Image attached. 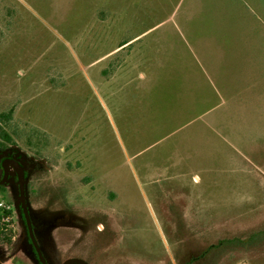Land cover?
<instances>
[{
  "label": "rangeland",
  "instance_id": "obj_1",
  "mask_svg": "<svg viewBox=\"0 0 264 264\" xmlns=\"http://www.w3.org/2000/svg\"><path fill=\"white\" fill-rule=\"evenodd\" d=\"M7 1L0 24L17 29L14 40L0 44V114L14 110L15 119L50 134L37 154V147L9 143L0 132V166L7 151L27 176L38 169L25 180L31 218L52 205L60 210L59 226L79 227L88 222L85 207L72 209L68 195L88 170L103 175L130 149L137 162L159 160L163 154L156 152L171 149L186 177L201 168L203 178L217 183L216 209L186 217L201 233L184 237L194 234L202 245L187 241V249L210 258L208 264H264V0ZM179 50H195L207 63L216 52L239 51L251 70L234 72L232 89H215L207 73L169 72L168 65L184 64ZM91 66L96 73L87 72ZM195 76L205 79L201 85ZM1 129L7 131L0 120ZM194 148L202 149L199 162ZM8 168L0 201L11 205L12 221L0 237V264H40L22 218L16 172ZM99 223L95 217L87 224L88 248L82 241L39 240L48 264L85 256L89 264L106 261L98 251Z\"/></svg>",
  "mask_w": 264,
  "mask_h": 264
},
{
  "label": "crops",
  "instance_id": "obj_2",
  "mask_svg": "<svg viewBox=\"0 0 264 264\" xmlns=\"http://www.w3.org/2000/svg\"><path fill=\"white\" fill-rule=\"evenodd\" d=\"M3 1L0 0V9L10 8L8 1ZM16 29L4 28L0 24V44L14 40ZM8 31L12 32L11 38L6 36ZM175 51L172 50L171 53ZM179 51L181 53L176 55L184 64L183 66L178 64L175 68L168 65L169 72H174L176 69L181 75L207 73L209 86L215 89L220 86L232 89L235 82L234 72L245 73L251 70L245 62L242 63L243 56L239 51H234L231 55L216 52L212 55L213 59L209 60L210 63L200 60L195 50ZM186 58H189L188 62ZM195 79L200 85L205 80L200 76H195ZM184 88L192 89L185 85ZM214 93L216 94L217 91ZM194 118L196 117H192ZM201 152V148H194L195 162L196 159L197 162L200 161L198 154ZM156 153L163 154V157L158 160L157 156L153 155L152 160L137 162L135 158L139 154L130 149V157L119 162L109 171H102L103 175H94L93 171L88 170V179L79 182L68 195L73 204L72 209H77L78 205L85 207L82 208V214L88 222L79 227L59 226L54 217L60 210L49 205V209L35 211L31 218L36 226L34 232L37 234L39 232L35 236L38 243L39 240L47 242L48 239L53 238L63 245H75L82 241L85 243L84 248H88L91 238L85 233L87 224L97 217L101 220L95 233L99 239L98 251L108 255L107 260L100 264H208L210 258L195 256L193 247L190 251L187 249V241L199 245V249L202 245L192 238L194 234L201 233L199 224L187 222L186 217L201 216L203 210L216 209L217 183L210 177L203 178L201 168L195 176L186 177L172 160L171 149ZM166 154L169 155L168 159L165 157ZM184 161L191 164L190 159ZM37 170L31 171L27 177ZM124 170L129 176H123ZM107 183L113 185L114 192L107 190ZM186 233L194 234L186 238L184 237ZM167 234H175V237L171 238Z\"/></svg>",
  "mask_w": 264,
  "mask_h": 264
},
{
  "label": "trees",
  "instance_id": "obj_3",
  "mask_svg": "<svg viewBox=\"0 0 264 264\" xmlns=\"http://www.w3.org/2000/svg\"><path fill=\"white\" fill-rule=\"evenodd\" d=\"M104 71L106 70L103 68L102 70H100V73L102 74L104 73ZM14 116H15L14 110H9L6 113L4 112L0 114V120L3 122V125L7 127V131L3 129L0 130L2 139H4L5 141L9 143H14V144H17L20 142L26 148L28 147L36 148L37 147L35 151L37 154H40L41 150L50 143V134H47L46 132L42 131L40 128L38 129L35 126H32L25 122H21L20 120H18V118L15 119ZM38 147H43V148H38ZM5 153H6L5 158H7L8 152L6 151ZM16 154H18V152H16L15 154L12 152L11 156H14ZM0 168L2 167L0 166ZM67 169H69L68 166H67ZM24 176L26 179L27 178L26 172H24ZM2 215L3 213L0 211V220H1ZM22 218L24 220L23 215H22ZM5 229L6 227L0 224V237L5 235Z\"/></svg>",
  "mask_w": 264,
  "mask_h": 264
},
{
  "label": "water",
  "instance_id": "obj_4",
  "mask_svg": "<svg viewBox=\"0 0 264 264\" xmlns=\"http://www.w3.org/2000/svg\"><path fill=\"white\" fill-rule=\"evenodd\" d=\"M8 165L12 166L16 172L17 183H18V187H19L20 207H21L22 215H23L24 220H25L29 240L32 243V246H33L34 251L37 255L39 263L40 264H48L46 258L44 257V255L42 253V249H41V247H40V245H39V243L35 237L34 222L32 221V219L30 217V213H29L27 201H26L24 169L21 167L20 163L17 160L10 158V157L4 158L2 160L1 167L3 170V176L0 179V185H4L6 182H8V178H9V174H10ZM70 263L89 264L88 262H86L85 260H83L81 258H71V259H68L67 261H65L63 264H70ZM240 264H247V263L242 262Z\"/></svg>",
  "mask_w": 264,
  "mask_h": 264
},
{
  "label": "built area",
  "instance_id": "obj_5",
  "mask_svg": "<svg viewBox=\"0 0 264 264\" xmlns=\"http://www.w3.org/2000/svg\"><path fill=\"white\" fill-rule=\"evenodd\" d=\"M0 211L3 213L1 220H0V224L2 226H9L11 221H12V217H11V205L5 201H0ZM10 212V213H9Z\"/></svg>",
  "mask_w": 264,
  "mask_h": 264
},
{
  "label": "bare ground",
  "instance_id": "obj_6",
  "mask_svg": "<svg viewBox=\"0 0 264 264\" xmlns=\"http://www.w3.org/2000/svg\"><path fill=\"white\" fill-rule=\"evenodd\" d=\"M87 72H89L90 74L91 73H96V69L94 68V66H91V67H89V68H87Z\"/></svg>",
  "mask_w": 264,
  "mask_h": 264
}]
</instances>
